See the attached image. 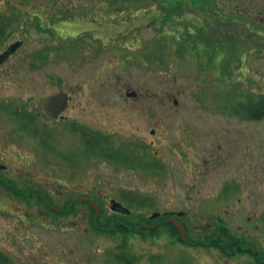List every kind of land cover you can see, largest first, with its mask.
<instances>
[{
	"label": "rangeland",
	"instance_id": "1",
	"mask_svg": "<svg viewBox=\"0 0 264 264\" xmlns=\"http://www.w3.org/2000/svg\"><path fill=\"white\" fill-rule=\"evenodd\" d=\"M193 1L207 0H0V17L17 19L12 27L18 26V32L22 18L30 20L38 12L44 20L47 31L27 24L24 49L41 48L46 56L43 68L29 80L39 89L42 81L45 96L58 87L67 91L71 119L89 121L105 132H138L143 140H153L145 148L157 157L145 166L147 156L138 152L142 166L133 168L102 158L90 163L79 134L62 125L45 131L59 134L58 141H49L43 154L27 152V165L23 153L0 156L45 186L55 205L68 196L97 194L100 223L113 215L106 199L112 196L132 209L127 218L133 222L156 211L164 215L184 210L181 219L189 238L204 237L225 225L243 236L245 244L264 252V117H250L242 104L249 93L264 95V36L248 34L244 24L219 22L204 10L205 41L181 39L184 29L197 28L192 21L199 13L191 9ZM224 1L229 7L232 0ZM59 6L73 19L53 22L52 15L61 16ZM258 11L249 12L255 17ZM221 13L227 19L239 17L237 10ZM260 16L264 18V9L253 28L260 26L256 31L264 32ZM215 34L223 45L214 46ZM210 55H222L223 64L215 66ZM236 58L241 66L231 64L233 72L238 68L232 88L236 79L228 66ZM127 89L137 92V98H127ZM61 152H70L72 165L63 162ZM64 178L67 186L52 183ZM124 192L135 196L123 200ZM4 193L0 190V251L10 264H260L248 253L183 244L168 232L169 226L152 237L133 233L125 238L95 231L88 213L50 216L47 220L54 219L53 224L42 225L46 218L37 216L35 208L17 200L16 206H9ZM76 208L83 213L81 206ZM23 211L28 217H20Z\"/></svg>",
	"mask_w": 264,
	"mask_h": 264
},
{
	"label": "flooded vegetation",
	"instance_id": "2",
	"mask_svg": "<svg viewBox=\"0 0 264 264\" xmlns=\"http://www.w3.org/2000/svg\"><path fill=\"white\" fill-rule=\"evenodd\" d=\"M241 2L243 4L242 6L239 5ZM191 3V9L199 13V16L192 21L197 28L195 30L194 28L191 29L192 31L184 29L185 31L180 35L181 39L185 38L188 40L196 39L205 41L204 38H206V36L201 31L206 28L202 23V14L204 13V10H208V12L210 11L214 16L216 15L215 18H217L219 22L228 21L232 24H244L248 34L254 35L260 33L262 37L264 36V32H257L255 29L260 26L256 25L255 28H253L255 24H258L255 20L258 18L259 13L263 12L264 0H261L260 2L256 1V3H253L252 0H232L229 7L225 6L224 0H222V2L220 0H207L199 1L197 3L193 1ZM253 9L259 10L255 17L249 12ZM171 10H173V6L170 7V11ZM233 10H237L239 13V17H236L237 20L221 17V11L228 15V13L232 14ZM179 14L182 15V11H180ZM171 15L176 17L177 14H174L173 11H171ZM16 20L17 19L0 17V86L4 89L1 90L3 93H0V142L2 141V143H0V153H23L24 156L22 159L24 164L27 165L29 163V155L27 152L33 150L34 152L40 151L43 154L44 148L48 147L47 143L49 141H58L59 134L50 135V132L45 131H57L56 129L62 125L67 126L68 132H77L79 134V142L82 152H88L90 154L89 157L92 158L88 160L90 163H98L97 160L102 158L103 161L106 162L110 161L120 165H130L132 168L135 165L140 167L142 164L138 161L136 156L138 152H143L146 154L149 161L148 164L144 165L151 166V163L154 162L157 156L151 155L148 152L149 150L145 147H147L148 143H153V140H149L148 142L143 140L138 132H131L129 135L119 134V132H105L98 128H92L89 121L82 122L71 119V117L67 115V112L71 105L72 97L67 91L58 87L55 92L45 96L42 92L43 90H41L43 82L41 81L39 89L34 81L29 80L31 75H34V73L43 68L46 56L44 50L41 51V48L30 52H27L24 49L27 44V37L29 36L27 24H32L33 28L36 30H44L45 27L42 25L44 20L39 17L30 20L22 18L20 20L21 25L19 32L17 29L18 26L15 28L12 27L19 23ZM184 20L189 23V21H187L189 18H184ZM259 20L262 21L263 27L264 18L260 16ZM215 36L216 39H214V46L219 47V45H223L221 44L220 35L215 34ZM22 50L25 54H22L21 57H19V52ZM209 57L212 59L213 64L215 61V66L219 67L223 64L222 55L221 57L220 55H210ZM14 58H16V60L13 61ZM240 62V58L239 61L236 58L229 62L228 68L229 71L232 72L231 76H234L236 79V81H231L232 85L229 87L236 88V72L241 66ZM233 63L238 66L235 72L231 70V64ZM195 66L197 68L196 64ZM238 78L240 79V77ZM57 83L59 84V82ZM29 87H31V93H29ZM59 92L66 95L65 102L58 106L45 107L47 99ZM127 92H134V95H127ZM248 95H251V93ZM248 95L246 96V100L242 103L247 102L248 99L249 101L252 99V97L249 98ZM125 96L127 98L136 99L137 92L127 89ZM152 133L153 132H151V134ZM120 150H123V153H121ZM61 153V157L64 159L63 162L72 165L68 159L71 157L70 152ZM80 158L84 159L83 157ZM6 159L8 160V158ZM156 169L159 168L156 167ZM156 169H153L152 172ZM9 170L11 173H16L17 178L11 177L9 175ZM24 174L25 170L23 168L13 167L12 165L7 164L4 158L0 156V190L5 191L4 197L7 198L4 202H9V206L14 207L16 206L14 201L17 200L25 203L28 207L35 208L37 216L46 218V220L40 221L42 225L46 223L48 225L50 223L53 224L52 221L54 219L51 222H48L47 220L50 216H77L78 214L85 216L86 213L91 215L92 200H99L97 194L85 193L84 195L65 197L62 204L55 205L53 199L49 196L47 188L36 183V179L34 180ZM52 183L67 186L69 180L64 178L63 180H57ZM52 196L55 199H59L57 194H52ZM112 198V196L106 197L109 201L110 214H119L122 211H116L110 208V200ZM77 205L82 207L83 213L79 209L77 210ZM97 206V215H101V206L100 204H97ZM175 213L176 212L174 211L164 213L166 216L165 219L168 220L172 217L178 218ZM180 213L184 215L186 212L180 210ZM93 214H96V210L94 211V209ZM21 216L22 218L28 217V212L23 211L20 217ZM209 225L210 224H208V227ZM214 230H216V227H214Z\"/></svg>",
	"mask_w": 264,
	"mask_h": 264
},
{
	"label": "trees",
	"instance_id": "3",
	"mask_svg": "<svg viewBox=\"0 0 264 264\" xmlns=\"http://www.w3.org/2000/svg\"><path fill=\"white\" fill-rule=\"evenodd\" d=\"M57 6V4H55ZM65 6H59V15L60 17H57L52 15L53 17V22L57 21L59 18H65L67 19H73L71 18L72 15L70 14L69 11L64 10ZM120 10V8L118 7ZM55 9L53 7V10L48 12V15L50 16L51 19V12H54ZM34 16L40 18V14L36 12ZM47 31V29H44ZM246 108L248 110V115L253 118H259V117H264V96H260L258 99L249 101L246 103ZM100 216H97L96 220L94 221V217H90V223L92 228L95 229V231L98 232H103V233H110V234H118L121 233L125 238L127 235H132L133 233L138 234L142 238H147V237H152L155 234H158V231L162 228H168V232L172 235L173 238H176L177 240L181 239L178 236L177 229L173 226L172 223L168 222H163L161 224H156L150 227L141 225L138 227L139 222H133V220H129L127 216L123 215H117L115 217H107L105 218L104 223L99 222ZM147 223H150L149 220H147ZM125 241V240H124ZM244 237L240 236L229 229H226L223 225L220 227H217L216 230L212 231L211 233H208L204 237H200L197 240H195V244L199 245H211L219 250H221L224 253L231 254L235 252H245L249 251L250 249H253L254 247H251L248 244H245L244 242ZM242 247H245L246 250H244ZM252 254V253H251ZM255 258V260L262 264L264 263V253L260 254H252ZM117 258L119 255L116 256ZM0 264H10L8 257L0 251ZM177 264H187L185 262L183 263H177Z\"/></svg>",
	"mask_w": 264,
	"mask_h": 264
},
{
	"label": "water",
	"instance_id": "4",
	"mask_svg": "<svg viewBox=\"0 0 264 264\" xmlns=\"http://www.w3.org/2000/svg\"><path fill=\"white\" fill-rule=\"evenodd\" d=\"M127 95H134V92H127ZM66 95L64 93H56L52 96H50L47 101L45 102V107H54L55 105L63 104L65 102ZM113 209H124L125 211H128L126 208L122 207L118 202L112 200V206ZM155 216V214H152V217ZM175 225L179 228L181 236H184V229L182 225L174 220Z\"/></svg>",
	"mask_w": 264,
	"mask_h": 264
}]
</instances>
